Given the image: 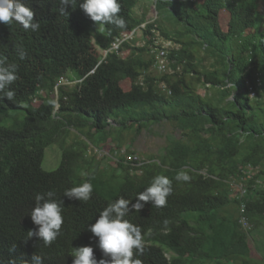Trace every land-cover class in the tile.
<instances>
[{
    "label": "trees",
    "instance_id": "trees-1",
    "mask_svg": "<svg viewBox=\"0 0 264 264\" xmlns=\"http://www.w3.org/2000/svg\"><path fill=\"white\" fill-rule=\"evenodd\" d=\"M138 1L117 0L124 29L98 27L80 8L85 0H77L75 9L69 5L67 17L59 14V0H23L36 12L35 33L0 23V56L18 65L19 77L10 86L15 100H0V264L29 253L31 245L18 241L22 234L10 230L16 220L3 211L23 225L35 196L47 191L65 204L69 218L64 215L54 245L40 249L45 264H73L75 244L98 240L84 231L86 223L120 198L130 201L125 219L142 234L152 233L145 235L144 254L135 257L142 264H253L252 232L264 227V31L262 23L256 28L264 0H155V10L183 24L172 34L159 27L162 40L173 44L166 70L154 66L156 19L137 15ZM222 12L229 13L226 31ZM131 32L114 50L116 40ZM18 44L28 53L23 61ZM194 44L213 57L210 69L198 68ZM201 85L218 98L200 94ZM54 99L60 108L53 115L48 102ZM114 131L121 137H113ZM129 132L132 144L126 148L122 139ZM148 140L160 148L145 159L141 151L148 150ZM51 145L58 146L61 160L47 171L42 162ZM106 147L115 160L101 155ZM248 165L256 171L251 174ZM181 170L191 182L175 180ZM157 175L172 180L167 207L149 202L135 212L137 195ZM235 181L245 184L244 197L232 187ZM85 182L93 186L87 203L64 196ZM232 201L235 209L227 208ZM242 215L249 220L247 232ZM94 256L97 264H111L102 251Z\"/></svg>",
    "mask_w": 264,
    "mask_h": 264
},
{
    "label": "clouds",
    "instance_id": "clouds-1",
    "mask_svg": "<svg viewBox=\"0 0 264 264\" xmlns=\"http://www.w3.org/2000/svg\"><path fill=\"white\" fill-rule=\"evenodd\" d=\"M59 3L61 5L59 14L67 17L69 13L66 9L69 5L75 9L77 0H59ZM80 8L85 15L98 25H112L119 29L127 27L126 21L120 16L121 5L117 0H85ZM35 16L36 12L26 7L23 0H0V23L4 25L11 26L15 22L22 26L25 32L35 33L40 30V24L34 22ZM15 51L19 60L26 59L28 53L22 44L16 45ZM17 71L18 65L16 63H9L5 57L0 56V100L3 98L12 102L15 100V91L10 90V86L19 79L16 74ZM229 87L234 86L229 85ZM48 106L53 109V115L60 108L58 101L55 99L50 100ZM104 151H101V155L105 154L104 157L108 156V158L115 160L113 156L109 157L108 150L104 149ZM175 180L178 182H191V176L187 174V170H181ZM92 192V184L85 182L65 190L64 196L87 203L91 199ZM172 193V180L166 176L157 175L151 185L144 192L137 195V202L132 204L131 209L140 212L144 204L149 202L157 209L165 208L167 207L168 197ZM61 203L63 202L56 201L54 191L37 194L28 207L23 225L16 214L3 211L9 220H16L12 225V229H9L22 234L23 238H18V241L26 244L28 240H31L29 253L22 251L19 257L9 260L7 264H45L43 262L45 255L40 249L54 245L61 235L64 215L69 218L64 211L65 204ZM129 204V200L120 198L101 211L99 217H91L86 223L84 231L89 230L98 240L75 244L70 254L69 263L97 264L94 252L102 251L105 257L111 258V264H142V261L135 257L144 254L147 244L145 235L151 236L152 233L149 230L146 234H142L140 227L125 219L130 212ZM22 206L20 205V207ZM15 250L16 246L13 245L10 252ZM99 264H108V262L102 259Z\"/></svg>",
    "mask_w": 264,
    "mask_h": 264
},
{
    "label": "rangeland",
    "instance_id": "rangeland-1",
    "mask_svg": "<svg viewBox=\"0 0 264 264\" xmlns=\"http://www.w3.org/2000/svg\"><path fill=\"white\" fill-rule=\"evenodd\" d=\"M198 3L201 2L202 0H195ZM155 0H139L138 1V5L136 7V12L137 15L140 16H145V18H149V20H153L156 19V26L155 28L152 29L153 33L155 34V36L157 37V40L159 42H163L161 39L162 36V32L159 29V27H161V29L165 30L166 32L172 34L174 32H178L180 31L179 29L182 28V23L180 22H176V20L170 15V13H168L165 10H155V4H154ZM262 8V10L264 11V5L260 6ZM142 13V14H141ZM257 23H256V28L262 23V25L259 27L260 31H264V14L257 12ZM228 12H222L221 16H220V24L221 27L223 28L224 31L227 30V21H228ZM98 27L101 28V25H98ZM247 33L249 32H253V30L248 29L246 31ZM130 34V33H128ZM163 37V36H162ZM183 40L185 41H189L190 38H188L187 36H183L182 37ZM191 51L193 52L194 56L197 59H200L201 62L198 63V68L200 70H206V69H210L211 68V63L213 61V57H209V55H207L204 51H202L198 46H194L192 47ZM69 74H72V72H69ZM64 82L66 84H68L69 86L73 85L74 82H67L64 80ZM130 83L128 81H123L122 82V87L124 89H128ZM199 91L201 92L200 94L207 96V99H214V98H218L219 93L216 90H209L206 88H203L202 85L198 86ZM212 89H218L216 87H212ZM39 102V101H38ZM38 102H34V104H38ZM130 135L128 133H125L127 135H125V139H122V146L126 147V148H130L131 146V141L129 139V136H131V139L133 137V133L129 132ZM119 136L121 137V134L118 133V131H114L113 133V137L115 136ZM72 138L74 136H76V133H71ZM155 136V135H154ZM77 137V136H76ZM158 136L154 137V140H159V138L164 139L163 137H159ZM152 138V137H151ZM160 140V142H161ZM163 141V140H162ZM132 142H134V140H132ZM148 143V150L147 151H141V154L144 156V158H149V156L155 152H157V150L160 148L159 145L155 146L154 143L152 144L151 142H149V140L147 141ZM115 144V143H114ZM113 143L109 145V147H113ZM54 149V150H52ZM105 150H108V147L105 148ZM93 151H95V148H93ZM106 153V151H104ZM138 152V151H137ZM144 152V153H143ZM117 154V153H116ZM61 160V152L59 151L58 146L56 145H51L48 148H46L45 150V157L44 160L42 162V167L43 169L50 171V170H54L60 163ZM227 208L229 209H235V203L232 201L230 202V204L227 206ZM252 236L254 238V245L257 246L258 252L255 251L254 249H256V247L254 246V248L251 251V258H252V263L253 264H264V227L261 228H257L256 230H254L252 232ZM249 242H252V239L249 238ZM259 247V248H258ZM170 254V253H169ZM241 260V259H240ZM251 262V259H250ZM196 264H201V263H196ZM208 264V263H205ZM218 264H234L232 263V261L230 259H222L219 261Z\"/></svg>",
    "mask_w": 264,
    "mask_h": 264
},
{
    "label": "built area",
    "instance_id": "built-area-1",
    "mask_svg": "<svg viewBox=\"0 0 264 264\" xmlns=\"http://www.w3.org/2000/svg\"><path fill=\"white\" fill-rule=\"evenodd\" d=\"M142 27H144V24L141 25ZM133 32H131L130 34H123L121 39H117L116 42L113 44V49H119L120 44L127 38H130L132 36ZM162 40V39H161ZM163 42H156V47L154 49V57H155V62H154V66L155 68H157L158 70H166L167 69V49L172 47L173 44L171 41H164ZM134 160H136V158H132ZM246 170H249V172L252 174L256 171V169H254V167L248 165ZM232 187L235 189L236 193H238L239 197H244L246 195V186L244 183L239 182V181H235L232 184ZM245 208V203L241 202L240 204V211H243V209ZM242 228H244V230L247 232L250 230V224H249V220L247 219V217L245 216H241L240 220H239Z\"/></svg>",
    "mask_w": 264,
    "mask_h": 264
},
{
    "label": "bare ground",
    "instance_id": "bare-ground-1",
    "mask_svg": "<svg viewBox=\"0 0 264 264\" xmlns=\"http://www.w3.org/2000/svg\"><path fill=\"white\" fill-rule=\"evenodd\" d=\"M173 2H176V1H173ZM186 2V1H185ZM188 2V1H187ZM186 2V3H187ZM175 19V18H174ZM178 34H180V33H178ZM177 36V35H176ZM40 96V95H39ZM38 99V98H37ZM38 101V100H37ZM41 101V100H40ZM39 103V102H38ZM44 106V105H43ZM24 188V187H23ZM221 217V216H220ZM215 219V218H214ZM1 233V232H0Z\"/></svg>",
    "mask_w": 264,
    "mask_h": 264
}]
</instances>
